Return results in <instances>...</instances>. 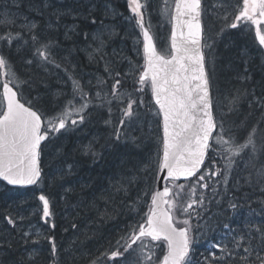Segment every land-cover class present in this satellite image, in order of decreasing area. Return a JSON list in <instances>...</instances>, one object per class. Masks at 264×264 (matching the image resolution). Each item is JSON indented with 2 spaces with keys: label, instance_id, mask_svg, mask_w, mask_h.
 I'll return each mask as SVG.
<instances>
[{
  "label": "snow or ice",
  "instance_id": "snow-or-ice-1",
  "mask_svg": "<svg viewBox=\"0 0 264 264\" xmlns=\"http://www.w3.org/2000/svg\"><path fill=\"white\" fill-rule=\"evenodd\" d=\"M126 2L131 16L125 19L129 23L134 21L142 36V41L136 38L131 51L136 58L142 56L143 64L126 55L123 48L107 51L112 37L119 33L115 24L106 25L105 20H115L121 15L111 0H88L87 3L81 0L80 12L53 10L43 26L23 13L13 15L9 10L0 13V27L7 29L0 33V46L5 43L9 49L16 46L18 55L26 52L22 57L24 64L29 68L34 65L47 75L53 74L52 69L63 68L67 74L64 83H71L70 92L62 87L53 94L57 103L63 101L62 111L45 120L41 94L37 92L23 100L20 90L31 86L32 81L20 80L8 69L9 58L0 51V76L3 77L0 81V181L20 188L47 183L63 189L61 199L67 202L69 194L76 193L72 178L77 174L78 164L68 162L64 145L57 142V134L68 132L70 126L73 131L83 126L90 120L92 109L98 108L101 113L107 112L104 124L111 128L101 149L115 152L123 147L126 158L104 177L107 185L98 198L93 195L89 204L79 201L73 207L95 209L100 221L123 216L132 222L118 229L115 250L109 239V248L91 259L90 264L102 261L103 264H264V198L254 201L249 195L235 194L247 188L259 191L264 197V76L259 81L253 80L249 61L243 59L247 53L242 51L243 68H234L231 62L226 68L235 73L234 78L241 87L226 94H219L218 90L223 99L216 115L212 77L208 71L210 63L215 72L216 45L229 29L252 26L259 48L264 49V0H242V3L236 0L235 4L232 0H175L174 6L163 0L161 16L171 24L170 51L163 54L154 43L150 20L146 22V15L150 16L148 0ZM11 4L18 12L25 0H11ZM27 7L33 9L32 0H27ZM50 8L51 0H44L36 10L37 15L43 19ZM73 12L76 13L73 19H90L92 24L97 23L96 13H103L101 31L92 34L91 42L82 49L89 63L103 65L102 72L95 76V83L88 81V90L82 77L74 73V66L72 72L68 67L72 64L73 51L79 49H61L59 39L52 34L59 32L62 19ZM205 15L213 29L217 23L222 25L214 35L206 32ZM64 29L65 40L79 35L78 25H64ZM83 35L88 41L89 33ZM149 90L151 104H146L144 98ZM242 102L247 103L249 111L238 122L233 117L239 116ZM141 109L148 110L143 118ZM255 113H259V119L249 127L248 120ZM149 115L162 126V140L157 137L160 147L155 155L144 152L152 138L153 120ZM242 130H246V135L241 140L238 133ZM97 143V140L89 141L77 150L96 162L97 158H103L102 152L95 150ZM49 146L50 151L46 152ZM45 155L52 162L48 171L44 169ZM133 159L135 163H130ZM153 170L156 180L165 182L162 191L147 187V177ZM181 178L189 183H177ZM88 187L81 184L80 191ZM37 199L42 205L37 210L40 219L48 224L54 216L50 198L42 192ZM98 200L103 201V210L98 207ZM254 203L259 207H252ZM213 204L217 208L215 212ZM145 206L147 211L141 215ZM245 208L247 213L242 214ZM225 213L227 221L242 216V225L218 218ZM134 216L139 220H133ZM256 217L260 220L256 221ZM4 219L15 230L26 217L17 213ZM49 227L48 234L37 229L36 239L33 232L20 228L19 237L25 251L29 243L35 246L41 238L47 240L51 245L47 264H61L60 249L53 234L57 225L52 222ZM71 229L79 232L80 225L72 222ZM84 237L91 239L88 233ZM83 243L75 237L66 254L73 255L77 245ZM197 244L205 245L200 259L193 258ZM161 245L162 258L154 251ZM11 247L10 241L0 237V250ZM35 252L33 248L19 264H31L36 258ZM0 264L6 261L0 259Z\"/></svg>",
  "mask_w": 264,
  "mask_h": 264
},
{
  "label": "trees",
  "instance_id": "trees-1",
  "mask_svg": "<svg viewBox=\"0 0 264 264\" xmlns=\"http://www.w3.org/2000/svg\"><path fill=\"white\" fill-rule=\"evenodd\" d=\"M44 0H32L33 9L29 10L27 7V0H25V4L17 10L12 7L11 0H0V13H3L6 10L11 11L13 15H19L20 13L26 14L29 18L34 19L37 22H40L43 26L44 20L49 18V14L53 10H61L65 12H70L72 10H76V12H80V3L81 0H51V8L45 12L43 19L37 15V9L42 6ZM88 0H84V3H87ZM99 13V12H98ZM76 13L73 12L72 15H68L64 17L61 21L60 30L58 33L53 32L54 36L60 41L61 49L69 48V49H79V51H73V55L71 57L72 64L69 65V71H91L92 69H96L94 67L95 63H89L84 56V54L80 50V43L84 40L83 34L88 32L89 25H84L83 18L73 19V16ZM52 19L55 20V17L52 16ZM78 25L79 35H73L72 40H65L63 35L64 33V25ZM205 29L209 28L208 20L204 17ZM222 25L219 23L218 27ZM6 28L0 27V33L6 31ZM208 34V33H207ZM208 35H214L213 33H209ZM0 51H2L6 57L9 58L8 69L13 70L20 80H31V86H24L20 91L23 93V100L26 101L30 99L32 96H35L37 92L41 94V97L44 100V104L42 108L49 110L51 112L50 116H57L63 108V101L57 103L54 99L53 94L57 92L58 89L64 88L65 91H71V83H58L57 80H62L63 78L60 76V72L65 76V72L63 68L55 71L56 69H52V75H47L43 72V70L37 69L34 65L29 68L27 67L22 57L26 56V52H21L18 55L19 49L16 46H13L11 49L8 48L7 44H3L0 46ZM222 67L224 68V64L227 59H230L229 55H222ZM227 64V63H226ZM5 69L4 71H7ZM99 73L98 70L93 71ZM77 75V74H76ZM78 76V75H77ZM257 76H260L258 74ZM66 78V77H65ZM3 79L0 76V81ZM95 82H93L94 84ZM47 86V87H46ZM85 90H88V85H84ZM93 95L95 93V89H92ZM146 104H151L149 93L147 97L144 98ZM48 102V104H47ZM245 103V102H243ZM144 111L147 112V109H141L140 113ZM249 109L248 107L240 113L238 117H233V119L243 120L247 116ZM219 115V112H217ZM107 117V112L104 111L101 113V110L98 108L92 109L90 120L84 124L83 126L78 127L76 130H70L63 135H59L58 143L64 145L66 152V159L68 162H77V174L72 178L74 186L76 188L75 194H69L68 201L61 199V196L64 195V190L57 188L56 186L49 185L47 183L38 185L34 189L39 188L41 193L47 195L50 198L52 211L54 216L51 220H49L46 226V234H48L51 229L49 225L52 222H55L57 227L54 231L55 240L58 248L60 249V260L61 264H87L91 259H94L96 256L100 254V252L105 251V249L109 248L108 240H112L113 249L115 245V240L118 238V229L122 228L125 223H130L132 220H126L125 217L121 216L118 219H110L107 221H100L98 219L99 214L95 209L81 206L79 210H76L73 206L76 205L79 201H83L84 204H89L95 195L97 198L100 196L101 190L106 187L107 181L104 177L110 175L114 172L117 167L121 163L122 158L125 157L126 150L123 147H120L117 151H105L101 149V145L105 144L108 135L111 131V128L107 127L104 124V118ZM257 119H259V113L253 114L251 118L248 120L249 127L252 123H254ZM242 140L246 135V130L240 131ZM239 135V133H238ZM160 138L159 131L154 130L152 132L151 141L148 143L144 152L155 155L160 147ZM97 140L96 151L102 152L103 158H97L96 162H93L92 157L83 156L80 151L77 149L82 144H88L89 141ZM50 151V146L46 149V152ZM44 160V159H43ZM222 165V161H218ZM130 163H135V160H131ZM208 162H206V165ZM128 166V165H126ZM242 166V165H241ZM44 169L46 171V167L44 165ZM148 184L147 187L149 190L153 189L154 179H155V170H153L147 177ZM81 184H88L89 187L85 188L83 192L80 191ZM68 187V185H65ZM141 187H144L143 181H141ZM234 191V190H233ZM135 194V193H134ZM237 196L243 197L245 195L251 196L252 200H256L262 197V194L259 191L253 192L251 189H245L241 192L235 193ZM37 202L39 200L37 199ZM98 207L103 210L104 204L102 200H98ZM42 209V206H41ZM216 209V205L213 204L212 210ZM5 212V211H4ZM144 208L141 211V215H143ZM6 213L0 216V237L6 238L8 241L12 243L11 249L8 250H0V259L6 261V264H13V261L19 264L22 257L27 258L25 246L23 245V241L20 240L19 233H17L16 229L13 230L12 226L7 224V221L4 219ZM133 220H139V217L134 216ZM75 222L80 225L79 232H74L71 229V223ZM65 228L68 231H65ZM93 232L95 233L93 235ZM84 233H88L91 239L85 240ZM79 237V240L84 241L83 244L77 245V250L73 255L66 254V249L69 248L71 241L75 237ZM45 250L42 256L38 258L39 264H47L48 259L50 258V249L51 245L44 241ZM103 262V261H102ZM32 264V263H31Z\"/></svg>",
  "mask_w": 264,
  "mask_h": 264
},
{
  "label": "rangeland",
  "instance_id": "rangeland-1",
  "mask_svg": "<svg viewBox=\"0 0 264 264\" xmlns=\"http://www.w3.org/2000/svg\"><path fill=\"white\" fill-rule=\"evenodd\" d=\"M149 2V12L150 16L146 15V22L150 20L151 28L155 32V35L160 43V45H163L169 28V22L167 21L166 17L161 16V6L163 4V0H148ZM173 0H168V3L170 6H172ZM242 3V0H240ZM232 3L235 4L236 0H232ZM112 6L116 9L118 13L121 15L118 16L115 20H112L111 18L105 20L106 25H112L115 24L116 26V32L119 33L118 36H113L107 51L111 52L113 48L116 49H124V52L126 55L132 56L134 59H139L134 57V54L132 53L131 49L136 41V38L139 37L138 35V29L135 28L134 21L129 23L125 18L130 17L131 14L127 11L126 6L127 2L126 0H111ZM97 23L92 24L90 23V19H84V25H89V30L87 33H89V39L88 41H85L84 35H83V41L80 43V50L84 54L85 58L88 59V55L85 51L82 49L87 47V44L91 42V35L96 34L99 31H101V25H100V19L103 18L102 12H97ZM205 17L208 20V24L210 25L209 19L207 15ZM217 23L215 25V28L213 29L210 25L209 28H206V32L213 33L217 31L220 27H218ZM255 38V31L254 28L250 25H245L244 27L240 29H229L225 32L224 36L218 41L215 49V56H216V66H215V72L213 73L212 66L209 63L208 65V71L212 77V93H213V99H214V110L215 112H219V104L221 100L223 99V95L219 94H226L230 92L233 88L241 87L239 81H237L234 78L235 73L234 72H228L226 71L227 66L229 65V62H231L232 66L234 68L242 69V59H241V52H246L247 55L243 57V59H247L249 61V65L252 69L253 73V80L259 81L262 76H264V49H260L258 43L256 42ZM229 55L230 59L226 60V63L224 64V68L221 66L223 63L222 55ZM94 68L91 71H76L74 70V73L77 74L79 77H82V83L84 85H88V81L91 79L93 82H95V76L100 74L102 72L103 65L97 66L94 64ZM125 69H127V65H124ZM98 70L99 73L93 72ZM57 71V70H55ZM73 70H70L72 72ZM63 72H60V76L63 78L62 80H57L58 83H64L67 81V74L65 76L62 74ZM260 74V76H257ZM66 77V78H65ZM70 83V82H68ZM249 88H251V84H249ZM48 104V102H47ZM49 105V104H48ZM248 107L247 103L242 102L241 111L242 113L246 108ZM41 110L44 113L45 120L50 118L51 112L49 110H46L45 108H41ZM148 112V111H147ZM147 112L142 111L141 117L143 118ZM240 115V114H239ZM236 118V117H235ZM149 119L153 120L152 123V132L154 130L158 129V125L155 123L154 117H151L149 115ZM241 134L239 132V137H241ZM44 159V165L46 167V171L49 170V166L52 163L49 156L45 155L43 157ZM41 194V190L38 189H13L6 187L4 184L0 182V216H2L4 213L6 215H12L16 216L17 213H20L21 215H24L26 217L23 224H21L17 229V233L20 232V228H23L25 231H31L33 232V239H36L35 232L37 229L40 230L42 234H46V226L44 221L40 219V214L37 210L41 209L40 202H37V197ZM257 200V199H256ZM252 207H259V204L254 203ZM217 209H214L212 211H216ZM5 211V212H4ZM34 212H37L36 215H33ZM242 214L247 213V209L241 210ZM228 214L225 213L223 216L218 217L219 219L225 220L226 222H231L234 225H242V216L241 217H233L231 221H227ZM256 221L260 220V217L255 218ZM29 224L31 227H29ZM45 239L41 238L40 242L33 246L31 243L27 245V251L26 255L28 256L29 253L33 252V248L36 249L35 256L36 258L31 262L32 264H39L38 258L42 256L45 250L44 245ZM24 245V243H23ZM25 246V245H24ZM205 245L204 244H197L195 245L194 251H193V258L194 259H200V253L203 252ZM156 255L160 251L159 248L154 249ZM121 259V258H118ZM87 264H90L87 263ZM103 264V262H101ZM111 264V262H109Z\"/></svg>",
  "mask_w": 264,
  "mask_h": 264
},
{
  "label": "water",
  "instance_id": "water-1",
  "mask_svg": "<svg viewBox=\"0 0 264 264\" xmlns=\"http://www.w3.org/2000/svg\"><path fill=\"white\" fill-rule=\"evenodd\" d=\"M174 3H175V0H174V2H173V6H174ZM151 34H152V32H151ZM153 35V34H152ZM139 36H140V34H139ZM170 36H171V24H170V28H169V36H168V43H169V50H170ZM140 39H141V41H142V36H140ZM154 43H155V45H156V42H155V39H154ZM157 47V46H156ZM141 48H142V44H141ZM157 50H158V48H157ZM159 51V50H158ZM160 52V51H159ZM163 54V53H162ZM142 64H143V59H142ZM1 91H2V89H1ZM149 93H150V90H149ZM150 96H151V93H150ZM160 135H161V140H162V135H163V133H162V126H160ZM161 175H165V173H162ZM4 182V181H3ZM177 182H181V183H184V180H183V178H181L179 181H177ZM6 183V182H5ZM10 186V185H9ZM164 186H165V182L163 181V180H160V181H157L156 180V178H155V186H154V189H157V190H160V191H162L163 190V188H164ZM29 187H31V186H29ZM162 256H163V254H162ZM162 256H161V258H162ZM157 264H158V262H157Z\"/></svg>",
  "mask_w": 264,
  "mask_h": 264
}]
</instances>
